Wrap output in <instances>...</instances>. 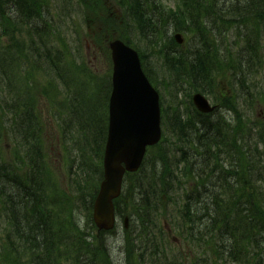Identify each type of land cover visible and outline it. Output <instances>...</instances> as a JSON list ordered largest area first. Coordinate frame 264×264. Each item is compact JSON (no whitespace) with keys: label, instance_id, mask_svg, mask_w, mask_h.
<instances>
[{"label":"trees","instance_id":"trees-1","mask_svg":"<svg viewBox=\"0 0 264 264\" xmlns=\"http://www.w3.org/2000/svg\"><path fill=\"white\" fill-rule=\"evenodd\" d=\"M77 1L87 11L89 28L93 29L92 24L97 27V43L113 39L118 29L128 28L130 23L128 34L145 45L143 59L156 53L155 58L161 60L167 77L163 88L172 98L163 110L167 137L138 173L127 175L124 193L116 202L118 215L124 218L135 214L139 227L148 233L158 229L159 217L166 218L178 236H187L201 249L212 247L215 264H220L223 256L237 264H263L264 247L252 244L264 237V122L254 116L258 108L264 110V81L259 80L264 67V0H119L121 17L128 18L123 25L110 17L117 15L108 0ZM169 1H175L176 8L163 5ZM48 6V0H0V41L8 37L3 45L0 42V54L4 52L0 56V219H5L3 228L0 226V264H66L75 246L88 255L92 252L89 238L84 237L78 246L68 231L55 228L61 215L50 216L47 192L51 182L43 157L41 118L29 106L21 109L20 103H9L7 99L2 103L4 90L9 94L21 91V85H26L21 77L36 72L47 61L57 74L61 73L59 78L67 91L60 92L56 83L54 88L45 87L42 95L58 112H76L71 98L76 80L71 78L72 73L63 74L51 60L44 42L56 35L57 18L50 13L48 19L43 16ZM132 25L134 28H130ZM230 32L236 37L239 52L246 53H238L236 59L229 57L230 51L223 47ZM173 33H181L186 42L196 44L179 46ZM215 37L224 50L217 46ZM43 48L46 59L37 56ZM171 54H176L175 61L169 60ZM40 74L32 77L36 86L41 85ZM223 77L217 83V78ZM181 91L209 96L222 110L206 116L186 107L190 114L183 115L180 105L184 103L174 102ZM84 96L82 109L84 112L89 106L90 114H81L95 132V138L90 137L95 148L87 147L89 137L84 136L81 166L88 167L91 151L102 168L107 121L96 108L98 99L90 100L86 93ZM240 99L244 100L246 113L250 111L254 116L253 126L240 111ZM7 122L12 127L5 129ZM71 122L65 129L73 140L68 132ZM5 131L8 137L11 135L18 156L8 163L1 146ZM101 177L99 173V180ZM97 191L87 206L89 214ZM85 198L81 196L84 202ZM7 199L12 205L5 204ZM172 206L173 214L168 215ZM62 225L69 227L68 223ZM126 242L129 264H137L132 258L134 240L128 237ZM92 254L93 259L84 264H107L105 251L96 249ZM137 256L144 264L146 253ZM77 264H82L79 258ZM163 264L176 263L165 258Z\"/></svg>","mask_w":264,"mask_h":264},{"label":"rangeland","instance_id":"rangeland-1","mask_svg":"<svg viewBox=\"0 0 264 264\" xmlns=\"http://www.w3.org/2000/svg\"><path fill=\"white\" fill-rule=\"evenodd\" d=\"M48 2V9H44V19H48L49 13L52 14V17L57 18V26L55 29L56 35L50 39H45L44 42L46 43V48L51 52L49 53L51 60L57 63V67L62 69V73L65 75L74 73L76 83L73 85V94L71 98L72 103L75 105L76 112L72 110L58 112L54 106L49 105V99L42 95L45 87L50 86L51 88H54L57 85L56 83H58V89L60 92L66 94L65 92L67 91L63 86V82L60 81V78H62L61 73L57 74L47 61L36 72L31 71L28 74L23 75V77H21V82L25 81L26 85L21 86L24 89L13 93V97L6 98L10 101H14L16 104L20 102V104L24 106L22 92L26 90L36 101L34 102L33 108L37 116L40 117L43 122L42 136L45 143L43 147V157L45 160V169L50 175L49 181L51 182L49 193L47 192V197L49 198L48 203L55 198L59 199L60 202L57 212L50 213V216L59 213L61 218L57 229H59V231H68L69 234L72 235L71 239L75 242L77 241V244H79L78 246H81L82 241L84 240L83 235L94 237L96 236V233H98L97 231H94L91 224L86 226L87 222L90 223L89 213L86 210V206L94 195L96 189L99 187V182H97L98 174L95 169L97 163L94 159V153L91 151L88 152L89 158L87 164L90 165L91 169L80 166L81 158L79 157V149L85 145L84 136L89 137L87 147L91 150L95 148V145H92L93 141L90 140V137L92 139L95 138V132L91 125L88 124L89 122L86 119L84 120V116L81 114V112H83L81 101H83L85 93L90 100L96 97V93L99 92V84L102 85V76L107 77L109 85L112 66L110 62V54H108L106 49L107 44L105 47L103 44H98L94 39L96 27L94 24H92L93 29L86 26L85 18L87 11L84 6H79L77 0H75V3L73 0H48ZM115 2L116 0H110L112 6L115 5ZM167 4L171 5L170 3ZM171 6L174 7L175 5ZM114 10L117 12L116 9ZM226 36L227 38H225L223 47H226L230 51L229 55L227 53L228 51L226 54L229 57L232 56L233 59H236L240 50V48L237 47L239 45H235V43H237V40L235 39L236 37L232 32L228 33ZM136 39L137 40L134 41L136 47L144 49V43L139 42L138 40L140 39H138V37H136ZM114 40L117 39L114 38ZM7 41L8 37H4L3 42ZM0 42L3 45L2 40ZM217 46H220L222 50H224L220 39H218ZM136 47L134 48L137 49ZM46 48H43L38 52V58H47V54L43 52ZM3 54L4 52L1 53L0 56ZM158 62V58H153L151 67L160 70L159 66L161 65ZM39 71L41 74L38 79L41 81V85L36 86V79H32V77L34 74H38ZM223 79L224 77L217 78L216 81L217 83H220ZM249 80L251 81V76L249 77ZM259 80H261V82L264 81V67L259 73ZM226 83L227 80L223 84L226 85ZM28 88L32 90L30 91ZM83 92L84 94L82 95ZM108 98V86L104 83L102 91L98 95L96 106L97 110L100 112V117H105ZM167 99V96H165L166 101ZM181 100H185V98L181 96L179 101ZM61 101H64V99H61ZM248 105L249 103H247L246 107ZM84 112L87 113V116L90 114L89 106ZM78 116L82 117L79 118V121ZM254 116L264 120V110L262 108L257 109ZM254 116L250 111L246 113V120L248 121L251 119L252 121L249 122L248 125L255 123L253 122L254 120H252ZM8 117H10V115H8ZM63 119L66 120V123H62ZM71 120L72 122L69 124V127L72 125V128L68 130V132H71L72 135L75 136L72 141L69 139L65 129L66 124ZM81 124L84 128L80 126ZM4 127L5 129L9 128L6 124H4ZM14 129L17 128L14 127ZM1 146L4 148L3 155L5 161L7 163L9 160L13 161L15 155H13L12 145L6 131L4 132ZM6 146H8V148H5ZM67 160L69 161L67 162ZM86 185L88 186L79 192L80 187ZM82 195L86 197L85 202L81 199ZM66 212L69 213L66 215ZM64 223H68V230L62 225ZM160 224L165 225L168 229L165 219L162 217L158 218V225ZM2 225H5L4 218L0 219V226L3 228ZM131 228L134 230L135 234L138 233V244L142 248H146V250L148 248L151 250L152 246L155 244V240L159 237L160 231L157 230L155 233H148L141 228H135L134 223L129 224L128 229ZM174 236L175 234L173 232L166 234V238L169 240H173ZM123 239V224L117 229V234L106 237L107 251L109 253L107 264H124ZM88 244H91L89 240ZM134 246L135 245L132 244V248H134ZM90 247L92 252L96 248L93 243ZM171 249L174 250L179 257L184 254L181 245L179 248L173 247ZM171 249L166 248V251H171ZM92 252L91 255H88L75 246L71 249L73 255L72 262H69L68 264H77L78 258L80 259V262L84 264L83 262L86 260L93 259ZM225 264L232 263L227 260ZM243 264L247 263L243 262Z\"/></svg>","mask_w":264,"mask_h":264},{"label":"water","instance_id":"water-1","mask_svg":"<svg viewBox=\"0 0 264 264\" xmlns=\"http://www.w3.org/2000/svg\"><path fill=\"white\" fill-rule=\"evenodd\" d=\"M179 43L183 40L177 37ZM114 91L110 101L109 140L105 155V180L94 207L101 230L114 227L113 200L121 195L126 172H137L147 146L161 138L159 97L144 77L137 55L117 42L111 45ZM203 113L213 111L202 96L194 99Z\"/></svg>","mask_w":264,"mask_h":264},{"label":"bare ground","instance_id":"bare-ground-1","mask_svg":"<svg viewBox=\"0 0 264 264\" xmlns=\"http://www.w3.org/2000/svg\"><path fill=\"white\" fill-rule=\"evenodd\" d=\"M167 3H164L163 5L165 6ZM112 19H117L118 20V18L116 17V16H114V15H111L110 16ZM194 44H196V42L195 43H192V42H187L184 46H188V47H190L191 45H194ZM200 50H201V48H200ZM195 51V50H194ZM193 51V52H194ZM223 53H224V51H223ZM222 53V54H223ZM244 54H246L244 51L242 52V51H240L239 52V55L240 56H243ZM170 57H172V59L170 58L169 60L172 62V61H175V59H176V54H171L170 55ZM182 114L183 115H189L190 114V109H188V108H182ZM229 169V168H228ZM230 171V170H229ZM5 204H7V205H12L10 202H9V200L7 199L6 200V202H5ZM31 215H32V213H31ZM142 229V228H141ZM202 235H204V234H202ZM206 243H208L209 245H213L210 241H207ZM253 246H260V247H264V237H263V239H261L259 242H257V243H253L252 244ZM204 250H208V251H211V250H213L212 249V247L211 248H208L207 246H205V248H203ZM139 250V249H138ZM195 250L196 251H199V249L198 248H195Z\"/></svg>","mask_w":264,"mask_h":264}]
</instances>
